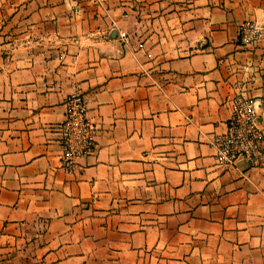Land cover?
Instances as JSON below:
<instances>
[{"label": "crops", "instance_id": "0c3cea01", "mask_svg": "<svg viewBox=\"0 0 264 264\" xmlns=\"http://www.w3.org/2000/svg\"><path fill=\"white\" fill-rule=\"evenodd\" d=\"M247 21L264 0H0V264H264V166L220 159L234 99L264 129ZM74 94L97 134L68 170Z\"/></svg>", "mask_w": 264, "mask_h": 264}, {"label": "built area", "instance_id": "2783aa9c", "mask_svg": "<svg viewBox=\"0 0 264 264\" xmlns=\"http://www.w3.org/2000/svg\"><path fill=\"white\" fill-rule=\"evenodd\" d=\"M264 34V28L256 22L240 25L238 44L250 49ZM234 113L228 121V132L220 144L222 162L234 164L244 159L250 167L264 166V129L250 99L233 100ZM65 119L57 128L63 149V166L71 170L76 159L92 154L96 146L97 129L87 115L86 100L82 94H74L66 101Z\"/></svg>", "mask_w": 264, "mask_h": 264}, {"label": "rangeland", "instance_id": "374dc122", "mask_svg": "<svg viewBox=\"0 0 264 264\" xmlns=\"http://www.w3.org/2000/svg\"><path fill=\"white\" fill-rule=\"evenodd\" d=\"M4 35H6V33H5V31L2 29L1 31H0V38H1V40H5V39H3V36ZM3 41H0V52H2V51H7L9 48L7 47V46H4V42ZM8 41H9V39H8ZM4 46V47H3ZM3 55V54H2Z\"/></svg>", "mask_w": 264, "mask_h": 264}]
</instances>
